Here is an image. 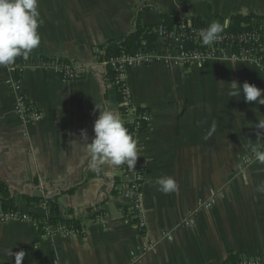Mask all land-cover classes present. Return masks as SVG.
<instances>
[{
	"label": "crops",
	"instance_id": "0c3cea01",
	"mask_svg": "<svg viewBox=\"0 0 264 264\" xmlns=\"http://www.w3.org/2000/svg\"><path fill=\"white\" fill-rule=\"evenodd\" d=\"M144 5L145 25L179 11L183 18L201 16L209 23L256 14L264 26V0H38L41 43L26 59L35 64L48 57L70 59L83 76L69 81L36 65L26 68L23 91L43 114L23 123L5 84L12 65L0 66V177L15 195L55 199L60 216L81 219L84 233L44 237L34 223L0 222V264H15L9 249L25 252L22 264H50L55 258L62 264H130L146 243L127 218L129 201L121 191L130 176L124 164L111 165L87 144L99 110L120 115L118 91L94 48L130 33ZM174 46L167 38L157 40L159 51ZM233 80L264 89V72L244 62L189 67L162 62L127 72L135 105L151 115L138 142L146 235L158 245L139 264H224L230 253L264 256V163H245L254 149L264 148V129L257 126L264 121V105L245 103L243 94L229 96ZM165 175L175 178L178 192L158 190L156 180ZM211 199L215 204L199 209L194 225L175 231L172 240L163 238L200 201ZM18 208L48 213L25 200Z\"/></svg>",
	"mask_w": 264,
	"mask_h": 264
},
{
	"label": "built area",
	"instance_id": "2783aa9c",
	"mask_svg": "<svg viewBox=\"0 0 264 264\" xmlns=\"http://www.w3.org/2000/svg\"><path fill=\"white\" fill-rule=\"evenodd\" d=\"M228 26L219 35V39L210 45H204L200 36L202 29L191 23L190 20H182L180 24L170 32H166L163 27L159 28L160 37L167 38L175 43L174 49L165 51H138L132 54H123L110 57L102 62L105 66H110L115 72L113 81L121 99L120 115L123 123L133 124L131 134L137 141L138 158L134 168L124 164L125 170L130 176V181L126 189L121 191V195L129 201V215L127 218L138 231L139 235L146 237L144 243L137 254H134L130 264H139L144 257L154 250L158 241L147 237V221L144 212V185H145V166L139 151V135L147 129L151 122V115L148 111L141 112L137 117L138 107L134 103V97L126 83L127 72L139 66H148L158 63H170L175 67H189L193 65H205L213 61L244 62L254 65L260 71L264 72V26L253 27L241 31L230 30V21ZM191 44L195 46L190 47ZM38 66L47 71H52L64 80H77L81 78L82 69L74 63H62L58 60H40L37 64L30 60L14 62L10 67V75L5 81L15 97L13 110L19 120L23 123L37 121L42 117V110L34 103L30 102L23 91L22 75L27 67ZM122 108V109H121ZM27 135V133H24ZM264 150V148H257ZM255 160L254 151L245 158L246 165H250ZM215 204V199L209 201H200L198 207L191 209L187 217L179 223L174 229L164 231V239L172 240L175 231L194 225L199 209H210ZM47 211V201L41 206ZM49 213L43 215L41 219H33L27 212L7 211L0 212V222L9 221H27L34 223L43 222L42 233L44 237L53 236H72L78 233L75 230L68 229L64 225H54L48 220ZM50 264H62L59 259H53ZM235 264H264V256L249 257L242 256Z\"/></svg>",
	"mask_w": 264,
	"mask_h": 264
},
{
	"label": "clouds",
	"instance_id": "9594fccd",
	"mask_svg": "<svg viewBox=\"0 0 264 264\" xmlns=\"http://www.w3.org/2000/svg\"><path fill=\"white\" fill-rule=\"evenodd\" d=\"M41 23L38 0H0V66L12 65L18 56L26 59L40 45L41 36L37 30ZM227 26V21L224 24L219 21L211 22L200 32L202 43H214ZM229 85V96L240 97L243 94L245 103L256 102L264 105V89L247 81L241 84L233 80ZM257 126L264 129V121H259ZM93 130L94 138L91 143H87L89 152L102 156L113 166L127 163L134 168L139 156L137 141L124 126L119 113L111 109L99 110ZM253 151L255 160L264 163V150ZM156 184L159 186L158 190L164 194L179 191L178 182L172 176L159 177ZM8 255L14 257L15 264H22L25 252L9 249Z\"/></svg>",
	"mask_w": 264,
	"mask_h": 264
},
{
	"label": "trees",
	"instance_id": "16d2710c",
	"mask_svg": "<svg viewBox=\"0 0 264 264\" xmlns=\"http://www.w3.org/2000/svg\"><path fill=\"white\" fill-rule=\"evenodd\" d=\"M148 8V6L144 5L140 10H138L136 17L133 23V29L127 35L115 37L109 39L105 43L96 46L94 48L96 58L100 62H104L108 60L110 57L119 56L123 54H132L138 51H155L157 49V40L160 37L159 28L163 27L166 32H170L175 29L180 22L184 20H190L191 23L198 27H208L211 23L204 20L201 16H193L189 18H183L179 11H175L173 13H163L161 15V22L145 25L142 21V12L144 9ZM224 20L230 21V30L232 31H241L253 27L262 26L259 23V20L262 19V16L256 14H233L223 18ZM223 20V21H224ZM255 20V21H254ZM195 46L191 44L190 47ZM25 58L23 56H18L15 59V62H22ZM42 60L50 61V60H58L62 63H75L70 59L59 58V57H48ZM108 71V76L111 79L112 83L115 79L114 70L108 65L106 66ZM83 76V73H81ZM114 85V84H113ZM119 94V93H118ZM121 97L119 95V101ZM122 109V108H121ZM147 111L146 108L139 107L137 110V117L141 112ZM124 126L131 132L133 129V124L124 123ZM146 130V129H145ZM76 188V185L69 189L71 192ZM21 200H25L32 207H41L44 202L47 201V211L49 213L48 220L50 223L54 225H64L68 229H72L77 231L78 233H84L83 229V221L77 218H63L60 216L58 204L55 202V199H50L41 196H31V195H15L12 192L9 184L0 177V212L7 211H20L18 208V202ZM128 208V206H127ZM33 219H41L43 215H40L37 212H27ZM129 215V211L127 212ZM43 222L38 223L37 229L39 234L42 233ZM241 257L238 254H232L228 256L226 262L224 264H235Z\"/></svg>",
	"mask_w": 264,
	"mask_h": 264
},
{
	"label": "rangeland",
	"instance_id": "374dc122",
	"mask_svg": "<svg viewBox=\"0 0 264 264\" xmlns=\"http://www.w3.org/2000/svg\"><path fill=\"white\" fill-rule=\"evenodd\" d=\"M222 22H223V20H221L220 23H222ZM39 61H40V60H39ZM13 64H14V63H13ZM13 64H12V65H13ZM27 68H28V67H27ZM24 71H25V70H24ZM22 84H23V79H22ZM127 186H128V185H127ZM183 221H184V220H183ZM180 223H181V222H180ZM178 224H179V223H178ZM178 224H177V225H178ZM177 225H176V226H177ZM176 226H175V227H176ZM175 227H174V228H175ZM174 228H173V229H174ZM182 229H183V228H182ZM76 235H77V234H76Z\"/></svg>",
	"mask_w": 264,
	"mask_h": 264
},
{
	"label": "bare ground",
	"instance_id": "6f19581e",
	"mask_svg": "<svg viewBox=\"0 0 264 264\" xmlns=\"http://www.w3.org/2000/svg\"><path fill=\"white\" fill-rule=\"evenodd\" d=\"M26 60V59H25ZM27 60H29V59H27ZM30 61H32V60H30ZM76 65V64H75ZM77 66V65H76ZM78 67V66H77ZM82 77V76H81Z\"/></svg>",
	"mask_w": 264,
	"mask_h": 264
}]
</instances>
